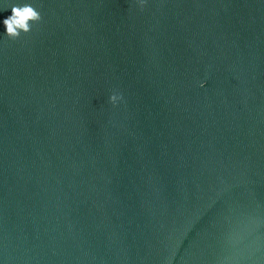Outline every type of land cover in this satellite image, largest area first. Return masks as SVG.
<instances>
[{
  "label": "water",
  "instance_id": "95a60500",
  "mask_svg": "<svg viewBox=\"0 0 264 264\" xmlns=\"http://www.w3.org/2000/svg\"><path fill=\"white\" fill-rule=\"evenodd\" d=\"M27 2L0 24V264H264V0Z\"/></svg>",
  "mask_w": 264,
  "mask_h": 264
},
{
  "label": "clouds",
  "instance_id": "9594fccd",
  "mask_svg": "<svg viewBox=\"0 0 264 264\" xmlns=\"http://www.w3.org/2000/svg\"><path fill=\"white\" fill-rule=\"evenodd\" d=\"M10 14L0 19V24L3 25L4 33L11 37H16L21 31L27 32L30 28L29 21H35L40 18L38 10L34 9L33 5L27 0L12 3ZM7 9H2L3 12ZM108 100L115 106L118 102H123V96L117 91H113Z\"/></svg>",
  "mask_w": 264,
  "mask_h": 264
}]
</instances>
